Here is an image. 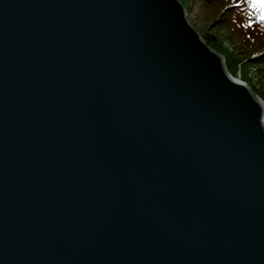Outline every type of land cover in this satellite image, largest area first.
I'll return each instance as SVG.
<instances>
[{
	"label": "water",
	"instance_id": "obj_1",
	"mask_svg": "<svg viewBox=\"0 0 264 264\" xmlns=\"http://www.w3.org/2000/svg\"><path fill=\"white\" fill-rule=\"evenodd\" d=\"M263 104L178 0H0V264H264Z\"/></svg>",
	"mask_w": 264,
	"mask_h": 264
},
{
	"label": "trees",
	"instance_id": "obj_2",
	"mask_svg": "<svg viewBox=\"0 0 264 264\" xmlns=\"http://www.w3.org/2000/svg\"><path fill=\"white\" fill-rule=\"evenodd\" d=\"M184 1L188 3V0ZM195 1L215 25L211 36L201 34L204 42L224 55L226 68L231 74L238 71L246 79L244 67L256 69L252 76L254 83L247 80L253 92L264 102V19H261L260 8L252 6L253 0ZM260 52V59L252 57Z\"/></svg>",
	"mask_w": 264,
	"mask_h": 264
},
{
	"label": "rangeland",
	"instance_id": "obj_3",
	"mask_svg": "<svg viewBox=\"0 0 264 264\" xmlns=\"http://www.w3.org/2000/svg\"><path fill=\"white\" fill-rule=\"evenodd\" d=\"M180 5L183 8L184 14L186 16V19L188 21V23L190 24L191 27L196 28V32L199 35L200 38H202L203 36L201 34H206L208 36H211L214 33L215 30V25L212 23L211 18L209 16H207L206 11L204 10V8H202L201 6H199V4L195 1V0H188V3L185 4L184 0H178ZM187 1V0H186ZM203 39V38H202ZM210 47V46H209ZM212 50H214L215 52L221 53L217 50H215L213 47H210ZM261 53H255L252 55V57H255L257 59H260L261 57ZM222 54V53H221ZM222 59H223V64L224 67L226 68V61H225V57L222 54ZM247 71H246V79H243L241 76L240 72H236L235 74H231L228 69L226 68L228 74H230L231 77L236 78L237 80L244 82L249 88L250 90H252V85H250V83H254V79L252 78V76H254V70L251 68H247L244 67ZM248 79L250 80V83L248 82ZM257 83V82H256ZM262 85V83H261ZM253 92V90H252ZM253 94L259 98L261 100L262 103H264L262 101V99L260 98V96H258L255 92H253ZM264 105V104H263Z\"/></svg>",
	"mask_w": 264,
	"mask_h": 264
},
{
	"label": "snow or ice",
	"instance_id": "obj_4",
	"mask_svg": "<svg viewBox=\"0 0 264 264\" xmlns=\"http://www.w3.org/2000/svg\"><path fill=\"white\" fill-rule=\"evenodd\" d=\"M253 7H259L262 15H261V19H264V0H253Z\"/></svg>",
	"mask_w": 264,
	"mask_h": 264
},
{
	"label": "bare ground",
	"instance_id": "obj_5",
	"mask_svg": "<svg viewBox=\"0 0 264 264\" xmlns=\"http://www.w3.org/2000/svg\"><path fill=\"white\" fill-rule=\"evenodd\" d=\"M206 44V43H205ZM207 45V44H206ZM208 46V45H207ZM209 47V46H208ZM232 78H234V77H232ZM234 79H236V78H234ZM237 80V79H236Z\"/></svg>",
	"mask_w": 264,
	"mask_h": 264
}]
</instances>
